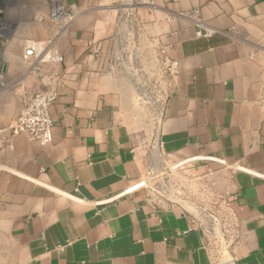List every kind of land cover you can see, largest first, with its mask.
<instances>
[{
  "label": "crops",
  "instance_id": "1",
  "mask_svg": "<svg viewBox=\"0 0 264 264\" xmlns=\"http://www.w3.org/2000/svg\"><path fill=\"white\" fill-rule=\"evenodd\" d=\"M63 4L58 34L47 0H0V264H223L198 206L134 188L153 154L218 192L227 264H264V0ZM28 39L62 60H23ZM161 55L179 73L160 109L144 98ZM45 93L51 143L11 136Z\"/></svg>",
  "mask_w": 264,
  "mask_h": 264
},
{
  "label": "built area",
  "instance_id": "2",
  "mask_svg": "<svg viewBox=\"0 0 264 264\" xmlns=\"http://www.w3.org/2000/svg\"><path fill=\"white\" fill-rule=\"evenodd\" d=\"M140 1V0H137ZM49 7L48 21L56 28L57 33H63L68 25L73 20L74 16L64 7L63 0H47ZM197 14V11L194 12ZM210 35V33L205 34ZM1 44V36H0ZM46 47L33 41L25 40L23 43V55L22 58L25 61H29L31 58H36L39 61H57L60 62L62 59L60 56H44ZM179 73V64L177 61L167 58L161 55L157 59V66L153 71L151 77L146 76L148 79V87H150V94L144 98L148 104L156 105L160 107L166 100V97L170 91V81L177 78ZM137 90L140 96L142 95V89H145L140 82L136 84ZM56 99L55 93L35 94L30 96L22 108L20 109L17 117L13 121L10 127L11 136L25 135L26 138L31 141L38 143L41 146H46L51 143V129L52 121L49 116V108ZM259 105L264 115V91L262 97L259 100ZM146 182L141 181L134 186L135 189H146ZM206 233L209 237L207 239V246H213L217 242L215 231L212 229L217 224V218L211 214H205ZM227 214L223 213L221 221L226 223ZM211 226V228L209 227ZM222 236L232 235L229 232V226H225L220 231ZM227 241L223 240L219 243V250L226 249Z\"/></svg>",
  "mask_w": 264,
  "mask_h": 264
},
{
  "label": "rangeland",
  "instance_id": "3",
  "mask_svg": "<svg viewBox=\"0 0 264 264\" xmlns=\"http://www.w3.org/2000/svg\"><path fill=\"white\" fill-rule=\"evenodd\" d=\"M152 139L150 145H152ZM154 155V154H153ZM153 155H148V163L145 173L146 189L147 195L150 199L155 202L167 203L169 201L173 202H184L183 205L192 214H197V206L199 208L198 212L203 211L206 213L213 214L218 221H220L223 215L222 209L220 207V197L218 192L214 190H202L197 185L195 181H185V174L182 173L179 168H164L162 163L155 164V158ZM157 159V158H156ZM192 182V183H191ZM191 184L193 191V200H186L181 197V192L185 191V185ZM219 223V224H218ZM223 223L217 222L216 233L217 242L221 243L223 240L227 241V236H222L220 234L219 225ZM219 259L222 260L223 264H227L226 261L229 260L227 253L224 249L220 250Z\"/></svg>",
  "mask_w": 264,
  "mask_h": 264
}]
</instances>
